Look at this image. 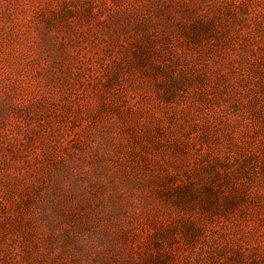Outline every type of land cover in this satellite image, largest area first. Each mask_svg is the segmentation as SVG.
Returning a JSON list of instances; mask_svg holds the SVG:
<instances>
[{
    "label": "rangeland",
    "instance_id": "1",
    "mask_svg": "<svg viewBox=\"0 0 264 264\" xmlns=\"http://www.w3.org/2000/svg\"><path fill=\"white\" fill-rule=\"evenodd\" d=\"M0 264H264V0H0Z\"/></svg>",
    "mask_w": 264,
    "mask_h": 264
}]
</instances>
